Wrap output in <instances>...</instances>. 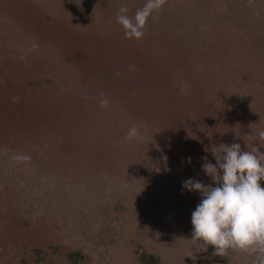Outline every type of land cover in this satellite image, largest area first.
Here are the masks:
<instances>
[{
  "label": "rangeland",
  "instance_id": "374dc122",
  "mask_svg": "<svg viewBox=\"0 0 264 264\" xmlns=\"http://www.w3.org/2000/svg\"><path fill=\"white\" fill-rule=\"evenodd\" d=\"M7 2L0 0V158L13 170L26 166L38 184L19 183L27 198L18 211L8 203L15 195L0 197V264H35L36 244L16 232L19 222L49 239L59 227L60 239L39 249L79 251L87 264H138L142 245L157 247L162 264L181 255L188 264H250L243 253L215 256L212 246L196 247L194 257L191 219L201 195L182 183L210 180L202 165L205 156L215 164L205 151L214 145L264 152V0H167L139 40L126 38L116 16L122 6L134 15L145 0ZM100 195L109 206L91 204ZM158 198L169 218L156 214ZM146 218L152 227L141 229Z\"/></svg>",
  "mask_w": 264,
  "mask_h": 264
},
{
  "label": "clouds",
  "instance_id": "9594fccd",
  "mask_svg": "<svg viewBox=\"0 0 264 264\" xmlns=\"http://www.w3.org/2000/svg\"><path fill=\"white\" fill-rule=\"evenodd\" d=\"M166 2L145 0L134 15H129L128 7H120L116 21L126 38L141 39L149 18L159 13ZM257 135L264 142V130ZM246 148L242 150L238 143H221L205 149L215 159L213 164L205 156L202 165L212 184L194 179L182 183L187 191L201 195L192 212L190 241L203 251L214 247L215 256L228 257L238 252L251 256V264H264V152L255 144L250 150L248 145Z\"/></svg>",
  "mask_w": 264,
  "mask_h": 264
},
{
  "label": "trees",
  "instance_id": "16d2710c",
  "mask_svg": "<svg viewBox=\"0 0 264 264\" xmlns=\"http://www.w3.org/2000/svg\"><path fill=\"white\" fill-rule=\"evenodd\" d=\"M7 0H6V3H5V5H7ZM3 6V5H2ZM2 6H0V8H2ZM24 7H22V9H19L20 11H18L19 12V14H21L22 12H24L25 10L23 9ZM12 10V9H11ZM13 11V10H12ZM17 10H14L13 12H16ZM64 39V38H63ZM127 41H129L128 39H127ZM138 43V42H137ZM87 44H90L89 42L87 43ZM123 46H125L129 51L132 49L131 47H128V45L127 44H122ZM121 45V46H122ZM142 45V44H141ZM132 46H133V49H134V47H136V44H132ZM63 48H64V46H63ZM132 51V50H131ZM136 53V52H135ZM134 52H133V55L134 56H137L138 54H135ZM70 57L72 58L73 57V59H72V61H71V63L73 64L74 62H76V63H74L75 65H77L78 66V64H80V63H82L78 58H76L75 57V55L73 54V53H70ZM92 59H94V58H92ZM65 62H66V59H65ZM88 73V72H87ZM61 118H62V116L61 115H59ZM0 139H1V136H0ZM2 142H0V144H1ZM12 146V145H11ZM8 149V148H7ZM3 160V162H1V171H0V185L2 186V188H1V191H0V197L1 196H4V195H6L7 197L8 196H10V195H15L8 203H12V206L14 205V207L16 208V211H18V209H17V207L20 209H22V200L23 199H25V198H27L26 197V195H25V192H24V190H23V192H22V190L20 191V187H19V183L20 182H23V186H22V189H25L26 190V188H28V187H30V185L31 186H35L36 184H38V180H37V178L38 177H32L33 175L31 174V172H30V169H29V174H28V172H26L25 170V168L24 167H26V166H23V167H21V166H16L15 168L17 169V170H13V168H12V162L10 161V159L9 158H5L4 156L2 157V158H0V161H2ZM27 162V161H26ZM28 163V162H27ZM30 164L31 163H29V166H30ZM18 170H21V171H18ZM17 172V173H16ZM24 174H26V176H24ZM203 174H205V173H203ZM32 175V176H31ZM24 176V177H23ZM196 177H197V175H196ZM35 178V179H34ZM200 178V177H199ZM204 178L205 177H202V179H200V181L202 182V183H204V184H212V181H210V180H204ZM5 180H8V182H10V185H12V187L11 188H9V191L11 192V193H9V195L7 194V193H4L3 192V190H4V184H5ZM66 184H69L70 185V188H71V183H66ZM214 186V185H213ZM129 188L130 189H132V187H131V185H129ZM50 189V188H49ZM166 189H168V188H166ZM6 190H8V189H6ZM21 192V193H18V192ZM117 191H119V190H117ZM163 191V194H165V190H162ZM72 193H74L73 191H72ZM142 193V195H141V200L144 202V201H146V203L148 204V203H150L149 202V200H151V199H153V198H144V192H141ZM167 193H168V191H167ZM162 194V195H163ZM24 195V196H23ZM73 195V194H72ZM146 195V194H145ZM6 197V198H7ZM102 195H100V196H98V202H96L95 200H94V198H89L90 200H91V204H99V203H102L103 204V206H109V202H104L103 200H102ZM158 197V196H157ZM3 198H5V197H3ZM149 199V200H148ZM159 199V198H158ZM76 203H77V200H76ZM196 204V203H195ZM198 204H199V202H198ZM144 205H145V203H144ZM164 206H166V205H164L163 204V202L161 201V199H159V200H157V201H155V208L156 209H158L157 211H156V214L157 213H161L162 212V209L164 208ZM193 206V205H192ZM31 208L32 206H28V205H24V207H23V210H24V208L26 209V208ZM63 207H67L66 205L65 206H62V208ZM149 207H153L152 206V202L149 204ZM53 208H54V206H53ZM97 209V208H96ZM177 210L178 209H180V208H176ZM22 210V211H23ZM67 210V209H66ZM128 210H130V209H128ZM170 211H171V209H169ZM14 214V213H13ZM53 220H59V218H58V215L60 216V214H56V213H51V215L50 214H48ZM48 215H45V213H44V215L41 217V218H46ZM162 215H163V217H165V218H169V216L164 212H162ZM7 216H9V214L7 215ZM46 216V217H45ZM157 217V216H156ZM38 219L39 218H34V222L35 221H38ZM63 219V218H62ZM150 219V218H149ZM148 218H146V220H143L142 221V224H141V226H140V228L141 229H148V228H151L152 227V224H151V222H152V220H151V222H150V220H149ZM21 220V219H20ZM134 220V219H133ZM11 222H13V223H16V221H14L12 218H11ZM32 223L33 222H30L29 224L30 225H28L27 227H25L24 225L22 226V225H20V222L18 223V225L17 226H15L14 228L17 230L16 232H21V233H23V235L25 236V238L30 242V243H35L36 245H34L32 248V250H33V255H32V257H34V261H35V264H38V263H44V262H48V264H52V261H54V259L56 260V262H57V264H87V262H88V260L85 258V256H84V254H82V252H79V251H77V252H74V251H69V252H62V253H58V252H56V250H57V248L55 247V248H53V247H49V248H47V249H39V247H38V244H42L43 246H45V245H49V244H52L51 242H54L55 240H59L60 239V237H61V235L58 233V229H59V227H55L54 228V230H53V235L54 236H52V238H46L47 237V235L45 236V237H39L37 234H36V230H34L33 229V227H32ZM153 223V222H152ZM25 224V223H24ZM35 225V224H34ZM58 226V225H57ZM65 225H63V220H62V224H61V229H62V227H64ZM32 228V229H31ZM30 230L31 232H33L34 234L32 235V234H29L28 233V236H27V230ZM20 237V236H19ZM29 237L32 239V237H34V238H36L35 239V241H32L31 239H29ZM46 238V239H45ZM156 240H157V236H156V238H155ZM141 247H145V246H140V247H138V249L135 251V255H136V257H137V263L138 264H162L161 263V259H160V255L157 253V247H155V246H151V248H150V250H145V249H143V248H141ZM184 253V252H183ZM192 253H194L195 255H194V257L196 258V257H201L200 256V251L195 247V249H194V251H192ZM52 255H55L56 257H58V258H54ZM211 258H213L212 256H211ZM211 258H210V260H211ZM249 258L250 259H252V257L251 256H249ZM236 259H237V257H236ZM168 262V261H167ZM188 264V261L185 259V256H182L181 255V257L179 258V259H177L173 264ZM200 264H205V263H201V261L199 262ZM199 263H197V264H199ZM225 264H228V263H225ZM250 264H251V262H250Z\"/></svg>",
  "mask_w": 264,
  "mask_h": 264
}]
</instances>
